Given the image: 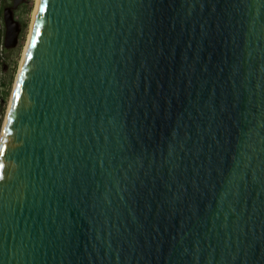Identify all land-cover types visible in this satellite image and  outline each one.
<instances>
[{
    "label": "water",
    "instance_id": "1",
    "mask_svg": "<svg viewBox=\"0 0 264 264\" xmlns=\"http://www.w3.org/2000/svg\"><path fill=\"white\" fill-rule=\"evenodd\" d=\"M0 264H264V0H39Z\"/></svg>",
    "mask_w": 264,
    "mask_h": 264
},
{
    "label": "rangeland",
    "instance_id": "2",
    "mask_svg": "<svg viewBox=\"0 0 264 264\" xmlns=\"http://www.w3.org/2000/svg\"><path fill=\"white\" fill-rule=\"evenodd\" d=\"M38 2L39 0H26L14 12L15 18L22 25V31L19 35L17 45L14 48L6 49L4 58L0 61V135L5 123L8 104L11 100L19 68L32 34ZM2 105L4 106L3 111L1 110Z\"/></svg>",
    "mask_w": 264,
    "mask_h": 264
},
{
    "label": "flooded vegetation",
    "instance_id": "3",
    "mask_svg": "<svg viewBox=\"0 0 264 264\" xmlns=\"http://www.w3.org/2000/svg\"><path fill=\"white\" fill-rule=\"evenodd\" d=\"M12 2H13V0H6V4H4L3 3V0H0V36L3 37V38H4V33H5V25H4V21H3V15H2L3 14V9L6 6H11L12 5ZM24 3L25 2H23L22 4H20L17 8H19L20 6H22ZM17 8L14 9V12L17 10ZM20 28H21V30H20V33H21V31H22V25H20ZM20 33H19V35H20Z\"/></svg>",
    "mask_w": 264,
    "mask_h": 264
},
{
    "label": "built area",
    "instance_id": "4",
    "mask_svg": "<svg viewBox=\"0 0 264 264\" xmlns=\"http://www.w3.org/2000/svg\"><path fill=\"white\" fill-rule=\"evenodd\" d=\"M5 54L4 44H3V37L0 36V61L3 60Z\"/></svg>",
    "mask_w": 264,
    "mask_h": 264
},
{
    "label": "trees",
    "instance_id": "5",
    "mask_svg": "<svg viewBox=\"0 0 264 264\" xmlns=\"http://www.w3.org/2000/svg\"><path fill=\"white\" fill-rule=\"evenodd\" d=\"M3 3L6 4V0H3ZM4 49L6 50L5 47H4ZM3 104H4V102H3ZM3 108H4V106L2 105V108H1L2 111H3Z\"/></svg>",
    "mask_w": 264,
    "mask_h": 264
},
{
    "label": "bare ground",
    "instance_id": "6",
    "mask_svg": "<svg viewBox=\"0 0 264 264\" xmlns=\"http://www.w3.org/2000/svg\"><path fill=\"white\" fill-rule=\"evenodd\" d=\"M37 11V10H36ZM35 16H36V13H35ZM35 19V18H34ZM33 25H34V22H33ZM31 38V37H30ZM30 41V40H29ZM27 47H28V45H27ZM27 47H26V50H27ZM26 50H25V53H26ZM25 55V54H24Z\"/></svg>",
    "mask_w": 264,
    "mask_h": 264
}]
</instances>
